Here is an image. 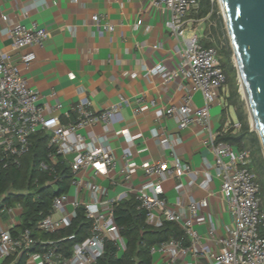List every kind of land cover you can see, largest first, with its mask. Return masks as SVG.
Segmentation results:
<instances>
[{
  "label": "built area",
  "instance_id": "2783aa9c",
  "mask_svg": "<svg viewBox=\"0 0 264 264\" xmlns=\"http://www.w3.org/2000/svg\"><path fill=\"white\" fill-rule=\"evenodd\" d=\"M154 3L169 10V17L164 22L165 28L171 34L180 36L182 42L176 45L179 60L174 67L158 63L150 71L160 74L165 82L182 80L181 84L185 89L178 104L171 103L159 108L157 114L175 117L180 128L189 124L210 126V108L219 102L226 84V74L216 47L203 45L197 33L183 35L185 18L191 8L198 7L199 0H154ZM1 20L10 36L11 46L16 50L41 44L49 35L47 29L36 22L25 24L9 18L7 14H1ZM92 20L99 25L101 23L98 14H93ZM140 22L141 18L136 24ZM112 27L111 23H104V28ZM156 46L157 44H153V47ZM34 59L35 52L32 50L20 53L16 61L8 60L6 53L0 52V148L4 154L3 166L20 162L21 157L30 149L33 134L48 133L49 162L42 161L40 167L52 170L53 165L59 161V156L63 157L72 172L70 186L73 185L79 191H87L88 198L75 197L70 201L68 192L55 195L50 212L37 221L36 227L50 232L62 228L76 215L78 206L84 208L85 216L92 222L89 234L73 245L70 255L64 256L58 252L53 246L54 240H41V243H48L49 246L42 245L40 250L27 251L24 264H90L103 253L106 239L116 242V238L120 236L113 217V204L127 195L103 198L105 187L99 186L91 177L82 178L77 175L89 165L93 167L94 175L107 174L115 165L113 153L105 147L86 141V135L81 130L86 125L100 121L104 126L101 138L105 141L118 133L129 140L133 135L127 128L115 130L112 126V118L120 103L95 113L89 108L88 98L82 97L71 108L76 114L75 118L62 121L61 116L56 113L62 108V103L41 102V94L28 85L22 74L19 63L29 64ZM186 80L190 83H183ZM191 86L201 92V106L192 102ZM139 109L137 111L142 110ZM238 125L235 121L233 127L237 129ZM153 134L157 136L158 132L154 130ZM168 141V136L159 139L161 145ZM211 147L215 175L220 178V192L233 220L230 226H226V233L217 238L220 244L218 250H212L207 242L201 240L196 226L205 220L206 210L210 232H214L216 214L209 199L189 197L186 206H177L163 195L162 180L169 175L177 178L190 176L188 181H179L175 185V189L181 191L195 184L198 174L178 157L172 166L167 165L164 160H144L141 168L146 179L134 186L130 173L134 170L135 162L132 160L130 147L123 149L124 182L129 194L138 199V207L145 209L146 222L160 226L163 220L174 221L182 227L189 240L186 246H182L177 240L164 241L151 246L150 252H166L169 256L166 264H174L183 259L189 251L197 257L207 258L208 264H264V236L260 233V227L264 225V208L261 206L260 183L251 167V154L248 149H236L227 141H215V137L211 138ZM152 175L156 178L152 179ZM212 177L210 172H206L204 179L199 182L200 186L209 189ZM15 206L20 207L19 204L5 205L2 211L11 213ZM10 223H14L13 217ZM10 228L0 225V264L5 257L28 250L39 240L32 236L30 228H25L18 235H13Z\"/></svg>",
  "mask_w": 264,
  "mask_h": 264
},
{
  "label": "crops",
  "instance_id": "0c3cea01",
  "mask_svg": "<svg viewBox=\"0 0 264 264\" xmlns=\"http://www.w3.org/2000/svg\"><path fill=\"white\" fill-rule=\"evenodd\" d=\"M1 14L25 24L36 22L46 28L49 35L41 44L16 50L11 46ZM93 14L100 16V25L92 20ZM169 14V10L156 5L154 0H0V52L6 53L11 61H16L20 53L35 52V59L29 64L19 63L22 74L28 85L41 94V102L62 103V108L56 112L62 121L75 118L71 108L82 97L88 98L89 108L95 113L120 103L112 126L115 130L127 128L133 135L131 140L122 133L103 140L104 126L100 121L81 130L86 141L109 149L115 156V165L107 174L94 175L91 165L77 174L82 178L91 177L99 186L105 187L103 198L129 194L122 170L125 160L122 153L126 147H130L135 162L130 173L134 186L146 179L141 168L144 160H164L169 166L174 164L176 157L186 162L198 174L197 182L188 189L177 191L175 185L179 181H188L190 176L169 175L162 180L163 195L171 204L184 206L189 197H207L216 214L214 232H210L206 210L205 220L196 226L201 240L212 250H218L217 238L224 235L226 226L233 222L220 192V178L215 175L211 147V138H216L221 127L227 128L226 121L221 125L224 95L222 91L219 102L210 108V126L189 124L180 128L175 117L157 114L159 108L178 104L185 92L182 80L165 82L160 74L150 71L158 63L172 68L179 60L176 45L182 39L165 28ZM139 18L141 22L136 24ZM198 19L190 14L186 16L184 36L199 34ZM104 23H111L112 29L104 28ZM153 44L157 46L153 47ZM191 94L192 102L201 106V92L191 86ZM154 130L158 132L157 136L153 134ZM163 136H168L169 141L161 145L159 139ZM206 172L213 175L209 189L199 184ZM69 191L70 201L75 197L88 198L87 191H79L73 185ZM21 212V206L13 207L11 213L2 211L0 225L8 228L19 223L15 216L21 218ZM12 217L13 224L10 223ZM116 243L117 254L121 255L126 240L120 235ZM168 260L166 252L152 254V264H166ZM182 262L208 264L207 258L197 257L191 251L174 264Z\"/></svg>",
  "mask_w": 264,
  "mask_h": 264
},
{
  "label": "trees",
  "instance_id": "16d2710c",
  "mask_svg": "<svg viewBox=\"0 0 264 264\" xmlns=\"http://www.w3.org/2000/svg\"><path fill=\"white\" fill-rule=\"evenodd\" d=\"M215 7L214 0H199L194 12L197 18L205 16L213 18L216 17ZM216 22V26L210 27L209 37L204 39L201 36L200 41L201 43L204 41L203 45H212L218 50L219 60L226 74V82L229 83L227 105L234 107L240 127L238 129L233 126L225 129L221 127L215 141H227L236 149L249 150L252 157L251 167L260 183L261 206L264 208L262 144L257 132L252 130L247 122V112L238 92L236 68L231 61L232 47L228 42L220 45V35L223 32L220 16L217 17ZM224 109L221 110V125L226 121ZM49 151L46 132L32 135L30 149L21 157L18 164L3 166L4 154L0 148V215L5 205L19 204L22 208L21 218L19 223L10 228L12 234L18 235L25 228H30L32 236L40 240L20 254L14 252L5 257L2 264H24L27 251L40 250L42 245L49 246L48 243H41V240H54L53 246L56 250L68 256L72 252L73 245L89 234L92 221L85 216L82 206L76 208V215L62 228L50 232L41 231L36 227L37 221L50 212L52 198L69 190L72 178L70 167L61 156L52 170L40 167L42 161L49 162ZM113 217L120 235L126 240L125 250L118 255L117 243L106 239L103 253L90 264H152L151 246L169 240H177L182 246L189 243L182 227L174 221L163 220L160 226L148 224L146 211L138 207V199L133 194H128L114 202ZM260 233L264 236V225L260 227Z\"/></svg>",
  "mask_w": 264,
  "mask_h": 264
},
{
  "label": "water",
  "instance_id": "95a60500",
  "mask_svg": "<svg viewBox=\"0 0 264 264\" xmlns=\"http://www.w3.org/2000/svg\"><path fill=\"white\" fill-rule=\"evenodd\" d=\"M250 122L264 148V0H219Z\"/></svg>",
  "mask_w": 264,
  "mask_h": 264
},
{
  "label": "rangeland",
  "instance_id": "374dc122",
  "mask_svg": "<svg viewBox=\"0 0 264 264\" xmlns=\"http://www.w3.org/2000/svg\"><path fill=\"white\" fill-rule=\"evenodd\" d=\"M214 1L216 3V7H215L216 17L211 18V17L205 16V17L199 18L197 23H196V26H197V29H198V33L202 36V38H204V39L208 38L209 37L210 27L217 25L216 19H217L218 16H220L221 17V21H222L221 30L223 31L222 34L220 35V40H221L220 45H224L227 42L231 45L229 34H228V30H227V26H226V22H225V19H224V15H223V11L221 9L220 2H219V0H214ZM189 14L192 15L193 17H196L195 12H194V8L190 9ZM231 61H232V63L234 64V66L236 68L235 77H236L238 92L240 94V98L244 102L245 110L247 112V122H248L250 128L257 132V130L254 127H252L251 122H250V115H249V111H248V107H247V104H246L245 97L243 96L244 93H243V90H242V87H241L242 83L240 81V77H239V74H238V70H237L236 63H235V57H234L233 53L231 55ZM228 92H229V83L226 82V84H225V86L223 88L224 101H223L222 109L225 108L224 112L226 114L227 127L233 126L235 121H237L239 123V125H240V122H239V120L236 117L234 107L231 106V105H227L228 100L226 99V96H227ZM239 125L237 126L238 128L240 127ZM257 134H258V132H257ZM262 153H263V156H264V148L263 147H262ZM251 165H252V163H251ZM67 195L69 197V195H71V192L69 191ZM262 195L264 197V191H263ZM15 219H16V221L20 220V216H15ZM0 261H1V258H0Z\"/></svg>",
  "mask_w": 264,
  "mask_h": 264
},
{
  "label": "bare ground",
  "instance_id": "6f19581e",
  "mask_svg": "<svg viewBox=\"0 0 264 264\" xmlns=\"http://www.w3.org/2000/svg\"><path fill=\"white\" fill-rule=\"evenodd\" d=\"M241 83H242V82H241ZM241 87H242L243 93H245V90H244V86H243V84H242V86H241Z\"/></svg>",
  "mask_w": 264,
  "mask_h": 264
}]
</instances>
